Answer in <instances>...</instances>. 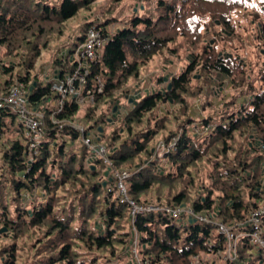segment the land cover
Masks as SVG:
<instances>
[{"label":"trees","instance_id":"1","mask_svg":"<svg viewBox=\"0 0 264 264\" xmlns=\"http://www.w3.org/2000/svg\"><path fill=\"white\" fill-rule=\"evenodd\" d=\"M100 1L0 0V97L18 83L28 90L36 82L29 100L44 114L45 122L42 141L31 150L16 113L0 109V229L9 231L0 235V264H136L130 252L135 233L140 237L137 252L143 262L196 264L195 256H199L208 257L204 264H217L227 243L224 235L211 234L215 224L179 222L161 210L132 218V207L120 201L114 181L103 185L108 165L102 159H91L90 148L73 124L82 125L86 133L103 128L101 142L114 168L132 171L125 185L136 204L163 208L186 204L199 214L217 208L218 220L245 223L264 203V191H260L264 163L261 169L258 164L264 153L251 138L264 145L263 65L250 102L246 105L239 95L209 111L203 123L214 127L202 137L183 133L176 151L165 156L167 167L159 170L152 149L159 141L156 135L166 132L162 140L169 143L195 122L189 101L192 97L207 101L215 94L212 87L218 81L209 74L217 80L228 79L239 94L254 92L251 73L255 63L240 59L238 51L244 41L235 27L238 11L247 9L250 0H157L154 9L133 13L111 32L96 21H85L79 29L81 42L93 26L104 29L108 38L101 61L91 67L92 76L101 75L105 81V89L82 112L77 103L67 102L57 114L64 123L60 127L52 121L53 110L48 105L51 84H42L37 64L43 51L60 41L69 20L81 9L91 11ZM122 1L107 0L110 7L104 24L118 22L112 16ZM260 27V47H264V25ZM207 38L214 41L211 47ZM182 46L196 52V61L174 77L172 88L165 95L148 93L124 117L109 122L113 108L109 102L123 100V88L139 79L140 70L154 55L164 49L177 55ZM221 49L233 56L221 59ZM60 62L56 59L54 68ZM200 62L204 75L196 79L193 72ZM170 100L173 109L161 115V105ZM238 100L242 110L228 117L230 104ZM253 152L258 153L254 158ZM247 240L242 238L239 243V259L244 264H264Z\"/></svg>","mask_w":264,"mask_h":264},{"label":"rangeland","instance_id":"2","mask_svg":"<svg viewBox=\"0 0 264 264\" xmlns=\"http://www.w3.org/2000/svg\"><path fill=\"white\" fill-rule=\"evenodd\" d=\"M156 1L157 0H123L121 2V5L118 8L117 7L115 8L117 10L113 12V16H112L114 18H117L118 22L112 23L110 25L104 24L106 21L105 20L106 18L104 17L106 15L105 13L107 12V9L110 7L108 3L109 1L107 2V0H101L100 2H97L96 4H93L91 11L81 9L74 18L69 20L66 29L64 30V32L62 33V36L60 37V41L51 43L50 47L43 51L42 56L39 59V62L37 64V70H36V72L39 74L42 84L44 86H48L49 83L51 84V81H53L52 79H53V76L55 74V69H56L54 68L56 59L61 61L60 62L61 70L68 71L72 67L71 66L72 58L59 57V54L63 52L65 53L66 50H70V49L74 50L75 47L79 46L82 43L78 39V36L80 35L79 29L85 21L87 22L96 21L97 23L101 25L103 24L104 28L107 26V30L111 32L115 30L116 28H118L121 25V23H123L122 21L130 20L133 13L142 14L140 13V11L145 9L146 7L148 9H154L156 5ZM246 5H247V9L243 7L241 8L240 11H238L239 17L236 19L235 27H236V32H238L239 35L242 36V40L244 41L243 44L241 45L242 50L238 51V53L240 54V57H242L240 59L242 61H246L251 64L255 63L254 72L251 73V76L253 77V81L255 82V85H253L255 87H253V90H252L254 91V88L255 90H257L259 87L260 80H258V73L261 70V66L262 65L264 66V47H260L262 45V40L260 39V35H262L260 32V29H261L260 26L264 25V3H261L260 0H250L246 3ZM218 23L219 22H217V24ZM82 34H84V32H82ZM205 40H208L210 47L213 45V42H212L213 40H209V38ZM237 46L239 47V45ZM224 50L219 52V57L221 59H227L228 57H231V55H233L232 53L229 52V50H225V51ZM220 54H222V56H220ZM195 55H196V52L188 51L186 46L179 47L177 55L169 52L168 49H164L163 53L154 55L153 59L140 70L139 79L131 81V83L128 86H125L123 88V93H124L122 97L123 100H118L116 103H113L114 101H110L109 103L112 104L113 107L118 106V110L121 112V114L118 116L124 117L126 114H128L130 111H132L136 107V106L134 107V104H129V101L127 98H134V100H137V97H139L137 100L139 102V100L142 97H146L148 93H154L156 91H159L160 93H163L165 95L168 92L166 90L168 89L169 82L173 81L174 77L180 75L181 72L184 70V68L189 63L194 64V62L196 61ZM202 65H203V62H200V64L196 66L193 72L194 78L199 79L204 75V71H202ZM55 76L57 75L55 74ZM165 76H169L168 82L164 81L163 77ZM209 76L211 79L213 78L214 81H218V82H214L215 86L212 87L215 94L213 95L211 94L210 97L208 98L209 100L207 99V101H205V98L203 97H199V98L192 97V99L190 98L189 102L191 104L190 105L191 114L195 117V122H193L190 127L187 126L188 130H184V128L180 130L179 134L176 135L173 139H177V140L180 139L183 133H187L192 137L204 136L214 127L210 123L207 125H204L203 123V119L206 118L207 113L209 111H212L213 109H217L221 107L222 105L229 103V101L232 98H235L236 96H239V95H240L239 97H241L239 100H241L243 103L247 105V103H249L250 100L252 99L253 95H255L254 94L255 91L252 93H248L245 90H242L241 94H239L240 91L233 89L232 84H230V81L228 79L219 78V80H217L216 79L217 77L215 74H213V76L209 74ZM48 101H49L48 105L51 110H54L57 108V102H55L56 98H52V99L48 98ZM206 104H209V105L207 107H204ZM78 105L81 107L80 112H82L87 107V105H90V103H83V104H78ZM160 109H161V112L160 110L159 112L161 115L162 113L164 116L168 115V113L173 109V102L171 101L164 102L161 105ZM229 109L230 110L228 111V117L233 112L234 113L240 112L242 110L240 101L235 102V104L233 105L230 104ZM112 114L113 113L111 111V115L108 116V120L111 119V121L109 120V122L111 123L112 121L118 118V116L113 117ZM17 123L19 122L17 121ZM73 126L84 128L82 125L78 123L73 124ZM113 128L114 127L111 126L110 129H108L109 132L112 131ZM125 129H126V126H124L120 130V133L122 134V132ZM169 129L167 128L166 130L169 131ZM242 129H244V127H242ZM239 133L240 131L236 130L235 135L238 137ZM102 135H103V132L101 133L99 131L100 144L101 146L105 147V144L101 142ZM163 136L164 137L166 136V132L156 135L155 139L159 141L157 142L155 146L153 145L154 148L152 149V152L154 153L153 159H156L157 161H159V164H158L159 170H161V167H163V165L164 167L168 166V160H166V157H159L157 154V147L159 143L166 142L164 141V139L162 140ZM251 138L253 139V144H255L256 146L263 145L257 139H254L253 136ZM125 140L126 138H124L122 141H125ZM171 141H169V143ZM252 155L254 158L256 155H258V153L253 152ZM91 159L94 160L92 158V153H91ZM263 163H264V157H260L259 163H258L260 164V169ZM92 168L95 169L94 166H92ZM108 169L109 167L107 168V170ZM260 169H259L258 179L262 178ZM106 177L107 179L104 182L108 183V182L114 181L115 186H116V181L113 178V174L111 170H110L109 175ZM110 177L113 178L112 181L109 180ZM41 194L42 193H40V195ZM24 195L28 197V199L30 198L28 194H24ZM36 195H37V191H36ZM169 208L182 209L184 210V212L181 218H184L186 221H189V222L190 220H193V219L188 218L190 215H188V212H187L188 210H192L195 212L193 206H187L186 204H182L180 206L169 207ZM219 211L220 210L216 208L214 212L203 213V215H207L211 219L212 224L213 223H217L219 225L226 224L217 219ZM197 219L198 218L196 217L194 218V220L200 221ZM131 221H132V218H131ZM2 229H5V230L1 232ZM216 232H218L217 228L215 227L211 228L212 235L215 234ZM2 234H9L7 227H2L0 229V235ZM137 238H140V237L138 236ZM137 238L136 236H134L133 246L130 247L131 248L130 252L132 253L133 257H135V251L137 252V246H138V242H136ZM138 249L140 251L141 246H139ZM137 256L138 258H141L139 254ZM226 257H227V252L223 256L220 255L219 259H217L219 261L217 262V264H220L221 263L220 261L229 259V257L227 258ZM221 258L222 259L224 258V259L222 260ZM127 260H128V257H127Z\"/></svg>","mask_w":264,"mask_h":264},{"label":"built area","instance_id":"3","mask_svg":"<svg viewBox=\"0 0 264 264\" xmlns=\"http://www.w3.org/2000/svg\"><path fill=\"white\" fill-rule=\"evenodd\" d=\"M104 29H99L93 26L88 29L85 34L84 41L77 47L70 50H66L64 53H60L59 57L72 58V67L68 71L61 70L60 66L55 69L53 81H51L50 90L52 96L49 99L56 98L57 108L53 110L52 121L62 127L63 122L57 119V114L64 110L67 102H75L77 104L90 103L94 104L95 95L103 93L105 89V81L101 75L92 76L91 67L101 61L104 47L108 41V38L104 36ZM105 31V30H104ZM68 69V68H67ZM30 90L25 89L23 83L14 85L8 93L0 97V109L8 108L12 112L16 113L19 120L24 124L26 130V136L29 141V148L31 150L37 149L40 145L43 137V129L45 126L44 114L32 107L30 100ZM54 96V97H53ZM81 132V137L85 145H87L92 153V158L102 159L113 174V178L116 181V188L118 189L120 201L122 203H129L132 207V218L137 214L152 212V211H165L179 222H183L184 218H181L184 210L173 209L169 207H155L151 205L141 206L132 201L128 194L125 185V180L132 174L131 170H117L113 166V162L109 157V152L106 147L101 146L99 129L94 128L89 132H85L84 128L74 126ZM177 139H173L170 143L160 142L157 147V154L159 157H165L168 153L176 151ZM264 145H257L264 153ZM264 175V165H263ZM263 187L260 191H264V178L262 180ZM188 218L202 222L212 223L211 219L207 215L196 213L192 210H188ZM264 203L262 207L251 214L249 219L243 224L229 223V224H217L218 233L225 236L227 243V257L233 262L244 264V261L239 259V243L242 238H247L248 244L252 248V252L261 256L264 259ZM237 227H247L248 230L240 231ZM136 238L139 236L135 233ZM138 242V238L136 239ZM138 252L135 251V263L136 264H149L148 261H141L138 258ZM226 257V258H227ZM140 259V260H139ZM207 258L201 259L199 256H195L196 264H204ZM227 259V261H230Z\"/></svg>","mask_w":264,"mask_h":264},{"label":"water","instance_id":"4","mask_svg":"<svg viewBox=\"0 0 264 264\" xmlns=\"http://www.w3.org/2000/svg\"><path fill=\"white\" fill-rule=\"evenodd\" d=\"M213 43H214V41H212ZM220 56H222V54H220ZM233 55H231V57H232ZM163 79H164V81H169V76H165V77H163ZM35 86H37V83L35 82L34 84H33V86H31V88H30V91L32 92L33 90H34V88H35ZM172 86H173V82L172 81H170L169 82V84H168V89L166 90V91H169L171 88H172ZM141 96V95H140ZM138 98L139 97H137V100H138ZM128 99V101H129V104H134V107L135 106H137L138 105V101L137 100H134V98H127ZM171 102H173L172 100H170ZM112 115H113V117H117L118 115H120L121 114V112L118 110V106H114L113 107V109H112ZM126 114V113H125ZM110 121H111V119H109ZM99 131L102 133L103 132V128H99ZM264 147V146H263ZM109 173H110V169H108L107 171H106V173H105V175L106 176H108L109 175ZM110 181H112L113 180V178L112 177H110V179H109ZM104 184V186H106L107 185V182H104L103 183ZM130 221H131V218H130ZM193 222H196V220H190V223H193ZM5 229H2L1 230V232H3Z\"/></svg>","mask_w":264,"mask_h":264}]
</instances>
